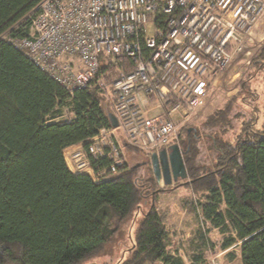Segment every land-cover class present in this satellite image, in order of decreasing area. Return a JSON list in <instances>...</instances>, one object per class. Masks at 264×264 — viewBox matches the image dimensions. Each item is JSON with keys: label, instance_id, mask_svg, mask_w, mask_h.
Here are the masks:
<instances>
[{"label": "trees", "instance_id": "obj_1", "mask_svg": "<svg viewBox=\"0 0 264 264\" xmlns=\"http://www.w3.org/2000/svg\"><path fill=\"white\" fill-rule=\"evenodd\" d=\"M39 1L0 0V264H82L124 230L136 209L138 226L117 264H185L156 197L143 211L142 191L152 185H142L134 169L99 182L69 170L63 150L110 126L112 110L98 91L69 95L17 46L30 31L25 16ZM261 56L250 79L262 75L264 49ZM252 89L242 81L237 100L250 111L233 116L240 118L239 135L213 137L214 168L195 164L193 139L182 142L196 195L189 203L202 224L188 240L191 264L204 263L216 247L207 222L225 236L221 249L239 245L242 264H264V110L258 104L264 94ZM65 111L71 120L56 121ZM218 117L211 125L223 120ZM227 257L233 261L236 253Z\"/></svg>", "mask_w": 264, "mask_h": 264}, {"label": "built area", "instance_id": "obj_2", "mask_svg": "<svg viewBox=\"0 0 264 264\" xmlns=\"http://www.w3.org/2000/svg\"><path fill=\"white\" fill-rule=\"evenodd\" d=\"M263 12L264 0H40L15 43L69 95L103 94L118 122L67 146L69 170L104 181L128 171L126 148L152 156L178 143Z\"/></svg>", "mask_w": 264, "mask_h": 264}, {"label": "rangeland", "instance_id": "obj_3", "mask_svg": "<svg viewBox=\"0 0 264 264\" xmlns=\"http://www.w3.org/2000/svg\"><path fill=\"white\" fill-rule=\"evenodd\" d=\"M149 31H152V29H149ZM251 37L259 39L258 44L251 42L252 38L246 39L245 51L242 55L237 56L227 72L220 76L219 81L221 83L218 82L213 85L207 106L195 120L180 124L178 144L181 147L183 141L189 142V140L193 139L195 147L197 148L196 150H198L195 164L205 170H211L216 165L217 153L213 149V137L234 141L239 135L240 118L233 116H235L237 111L241 113H248L250 111L240 107V103L237 100L242 81L248 80L251 91L253 90L252 88H257L256 90L264 94V69L260 77L255 76L250 79L253 73H256V67L253 62L262 57L261 54L264 49V12L259 22L252 29ZM247 52L249 53L247 54ZM263 100L264 97H260L258 104L264 110ZM231 102L234 106L233 110L229 109ZM227 110H229L228 117H223L225 116L223 113L227 112ZM217 112L219 113L215 116ZM217 116H221L220 118H223V120H218L215 125H211V122ZM178 120L180 121V118H177ZM261 124L262 120L259 126ZM116 133L121 140L124 139L125 135L121 128H116ZM125 154L128 170H135V177L142 185L146 184L145 186H149L148 183L152 185L148 189H144L145 186L142 187L144 189L141 200L143 211L145 212L151 205L153 196L156 197L158 209L163 214L166 213L167 228L174 234L173 248H177L175 252L183 258L185 264H191L187 252V248H190L188 240L192 238L194 231L202 226V224L201 218L196 215L189 203L196 198L190 186L189 179L179 180L170 185H166L163 179L161 181L156 179L151 163V156L140 150H134L133 148H126ZM152 178L155 180V184L149 182ZM137 214L138 210L136 209L131 221L124 227V230L109 242L105 249L96 257L90 258L82 264H91L93 261L105 258V254H116L113 248L117 251L121 250L117 252V256H120L122 250H125L131 245L130 235L132 236V232L134 233V229L138 226V224H135V216ZM207 225L209 227L208 236L215 243L216 247L214 250L206 252V261L204 263L242 264L240 259V246L234 245L226 250L221 249V243L225 236L218 229L210 226L209 222H207ZM120 241L122 244H120ZM231 251L236 253V258L233 261L227 257V254ZM111 264H116V262Z\"/></svg>", "mask_w": 264, "mask_h": 264}, {"label": "water", "instance_id": "obj_4", "mask_svg": "<svg viewBox=\"0 0 264 264\" xmlns=\"http://www.w3.org/2000/svg\"><path fill=\"white\" fill-rule=\"evenodd\" d=\"M109 120L112 127L118 126L113 114L109 115ZM151 163L156 179L158 181L163 179L166 185L188 178L183 151L178 143L152 154Z\"/></svg>", "mask_w": 264, "mask_h": 264}, {"label": "crops", "instance_id": "obj_5", "mask_svg": "<svg viewBox=\"0 0 264 264\" xmlns=\"http://www.w3.org/2000/svg\"><path fill=\"white\" fill-rule=\"evenodd\" d=\"M250 38H252V40H251V42H255V44H258V41H259V39H255V38H253V37H250ZM255 40V41H254ZM249 48V47H248ZM220 78V77H219ZM219 78L216 80V82L215 83H221L220 81H219ZM167 222V221H166ZM168 229V228H167ZM192 236H193V234H192ZM120 244H122V242L120 241ZM120 248V247H119ZM177 248L175 247L174 248V250H176ZM113 250L115 251V253L116 254H113V253H111V254H105V258H100L99 260H96V261H93V262H91V264H111V263H115L116 262V264L117 263H119L122 259H125L126 257H127V253L125 254V255H123L124 254V249L122 250V253L120 254V256H117V252H120L121 250H116L115 248H113ZM240 259H241V257H240ZM90 261V260H89ZM242 263V262H241ZM154 264H162L161 262H156V263H154Z\"/></svg>", "mask_w": 264, "mask_h": 264}]
</instances>
